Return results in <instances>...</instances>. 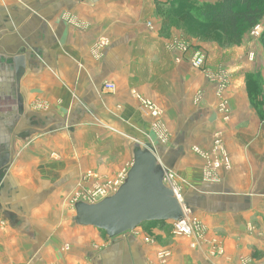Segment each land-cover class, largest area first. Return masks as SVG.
<instances>
[{
    "label": "crops",
    "instance_id": "0c3cea01",
    "mask_svg": "<svg viewBox=\"0 0 264 264\" xmlns=\"http://www.w3.org/2000/svg\"><path fill=\"white\" fill-rule=\"evenodd\" d=\"M169 1L0 0V264H264V107L248 93L256 73L264 98V68L166 21ZM175 39L201 46L206 69L176 60ZM220 67L227 120L207 76ZM140 97L159 106L165 143ZM216 132L231 169L209 182L193 147L209 151ZM135 143L176 173L204 240L171 221L115 239L72 222L69 196L128 169Z\"/></svg>",
    "mask_w": 264,
    "mask_h": 264
},
{
    "label": "water",
    "instance_id": "95a60500",
    "mask_svg": "<svg viewBox=\"0 0 264 264\" xmlns=\"http://www.w3.org/2000/svg\"><path fill=\"white\" fill-rule=\"evenodd\" d=\"M132 152V163L116 192L93 203L74 202L72 222L75 225L96 227L115 239L145 222L181 220L185 216L184 209L192 213L186 198L180 201L174 190L165 184L168 167L153 149L135 143Z\"/></svg>",
    "mask_w": 264,
    "mask_h": 264
},
{
    "label": "built area",
    "instance_id": "2783aa9c",
    "mask_svg": "<svg viewBox=\"0 0 264 264\" xmlns=\"http://www.w3.org/2000/svg\"><path fill=\"white\" fill-rule=\"evenodd\" d=\"M70 22L75 26H81L77 21L70 20ZM147 26L150 28L153 27L152 22L148 21ZM264 26L261 23L256 24L251 30L250 34L254 38H258L263 31ZM170 49L178 53L176 60L180 61L187 53H190L189 46L182 43L179 40L173 41L170 43ZM253 57V54H250V58ZM189 63L193 68L204 70L205 65V56L201 50H193L189 55ZM207 76L212 82L215 95L217 98L216 109L221 114L222 118H229V109H228V99L225 95V91L230 82V77L226 70H218L216 72H208ZM109 88H113V85H106ZM201 93H198L197 98H201ZM142 106L149 112L150 116L153 118L152 128L155 131L156 138L162 143H165L167 140L166 131L160 123L161 110L159 106L150 100L141 99ZM194 152L201 155L205 161L206 165L204 167V178L206 181L215 182L219 179L218 172L223 170L231 169L230 156L227 151V148L224 144V140L220 133L216 132L213 135L212 144L209 151H203L199 147H193ZM128 169H122L115 177L106 179L96 183L90 190L87 189L81 195L83 201L93 203L103 199L106 196H109L116 192V190L123 183ZM177 175L170 169H165L164 182L169 187L174 190L176 197L182 201L183 196L180 192L179 186H176ZM79 194V193H78ZM77 200L73 201L74 202ZM185 216L181 220L171 221L172 223V233L175 236L181 237H192L194 236L198 240H204V227L201 226L197 217L190 212L189 209H184ZM127 233V232H126ZM124 234V233H123ZM146 242L150 240L145 238ZM152 242V241H151ZM194 245V244H192ZM219 250V249H218ZM221 252V250H220ZM170 256V251L168 249H161L158 251V257L162 262H165Z\"/></svg>",
    "mask_w": 264,
    "mask_h": 264
},
{
    "label": "trees",
    "instance_id": "16d2710c",
    "mask_svg": "<svg viewBox=\"0 0 264 264\" xmlns=\"http://www.w3.org/2000/svg\"><path fill=\"white\" fill-rule=\"evenodd\" d=\"M262 2L264 3V0H215L213 2L170 0L168 7L161 12L166 21L182 27L192 37L212 40L213 38L206 33L209 32L210 27L216 25V30L229 35L232 43H239L244 34L258 24L264 15ZM259 37L264 43V29ZM252 88L253 93H259L256 86L253 85ZM250 91L248 83L251 99Z\"/></svg>",
    "mask_w": 264,
    "mask_h": 264
},
{
    "label": "rangeland",
    "instance_id": "374dc122",
    "mask_svg": "<svg viewBox=\"0 0 264 264\" xmlns=\"http://www.w3.org/2000/svg\"><path fill=\"white\" fill-rule=\"evenodd\" d=\"M198 1L199 2H207V1L213 2L215 0H198ZM262 6L264 8V3L263 2H262L261 7ZM259 23H261L264 26V15L261 17ZM216 29H217V26L213 25L212 27H210L208 29L209 32L206 33L207 35H210L213 38L212 40L211 39H202V40L209 41V42L214 40V42H216L220 47H225V48L236 47V49H238L236 51L238 55H244L246 60L248 58V60L250 62H252V61H255L254 63H258L259 62L258 67L256 66L255 68L263 70V68H264V43L262 42V39H260V37L254 38V37L251 36V34H250L251 33L250 32L251 29L244 34L243 38L240 40L239 43H232L231 38L229 37V35L227 36L225 34H222V32L220 30H216ZM176 40L177 39H175L173 41H176ZM193 50H201L203 52L204 56H205V63H206L205 50L201 46L195 47L194 45H189V51L192 52ZM190 53H188V56L190 55ZM250 54H253L252 58H250ZM205 69L206 68H205V65H204V70ZM218 70H226L228 72V75L230 74L229 69L227 67H220L219 69H217V70H215L213 72H216ZM248 74H249L248 83H249V87L251 89L250 96H251L252 101L255 103V105H257L256 107L259 106L258 107V112L260 113V117H262V111H263V107H264V98H263V94H262L263 90L260 89V87L262 86V81L259 78H257V76H256L257 74L256 73L255 74L254 73H248ZM229 84H230V82H229ZM253 85L258 88L259 93H257V94L253 93V88H252ZM228 86H227V88H228ZM263 86H264V84H263ZM227 88H226V90H227ZM225 93H226V91H225ZM225 120H227V119H225ZM177 185L179 186L180 192L182 193V196L184 197L181 185L178 183V181H176V186ZM81 190L82 189H78L77 191H74V193L69 196L70 206L73 207V201L74 200L82 199L81 195L83 194V192H81ZM83 190L86 192L85 189H83ZM199 222H200L201 226L204 227V237H205L206 227L204 226V224L200 220H199ZM121 236H122V234H121ZM143 238H144V241H145V238H148L150 240L147 243H152L153 240H154V238L151 235H146Z\"/></svg>",
    "mask_w": 264,
    "mask_h": 264
}]
</instances>
